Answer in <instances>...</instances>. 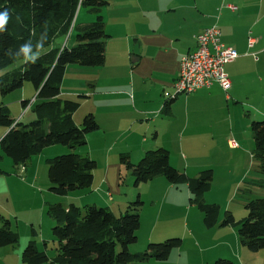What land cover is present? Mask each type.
<instances>
[{
  "label": "crops",
  "instance_id": "obj_1",
  "mask_svg": "<svg viewBox=\"0 0 264 264\" xmlns=\"http://www.w3.org/2000/svg\"><path fill=\"white\" fill-rule=\"evenodd\" d=\"M106 2L109 5V2ZM230 6L233 9H230ZM152 7L153 9L148 11L152 21L148 24L150 27L132 35V38L126 35L127 41H130V38L132 41L130 44L127 42L125 52L129 48V56H132L130 73L132 85L136 77L139 86L137 100L135 93L131 100H125V105L119 103L127 97L125 87L112 89L105 86L102 91L97 92L98 83L91 85L90 81H86L85 85L93 89H88L83 83L79 88L66 87L70 65L66 67L60 86V97L80 94L85 99H95L99 96L101 100L114 98L113 104L106 100L102 105L88 111L94 115L99 126L95 132L103 134V137L105 135V138L107 131H113L117 135V140L112 142L103 157L99 182L95 185L93 175L91 185L92 191L99 194L102 192L98 198L110 211L116 206L121 211L131 200L114 199L104 193L105 187L108 190L110 188L108 176L119 170V164L113 160L118 159L120 154L127 153L132 163L134 158L140 159L146 151L163 148L169 152L171 166L189 178L197 177L206 169L212 171L211 186L203 195V199L206 203L219 206L220 222L223 218L222 208L233 212L230 209L231 194L242 184L246 182L251 186L264 187L261 184L263 173L254 158V142L250 133L252 118H264V0H164L163 4L160 0H155ZM162 13L166 18L170 17L165 20L167 23L164 25L161 23L162 19L156 18ZM104 23V31L110 38L111 31L107 30L105 20ZM212 26L220 31L221 43L237 53V58L224 66V72L230 82L229 90L224 92L220 86L214 84L184 98H172L173 84L179 74L180 58L195 48V36ZM249 39L253 40L251 46L248 44ZM145 87L148 89L145 90ZM24 98L21 97V105L23 101H28L23 100ZM150 99L151 101H148ZM32 101H29L25 110L31 109L34 103ZM246 110L256 113L251 117L252 114H247ZM76 113L77 111L72 117L75 124L79 125L75 119ZM133 127L136 128L133 133H136L139 143L132 145L127 140L118 143V138H124ZM6 132L3 128L0 139ZM148 133H151V137H148ZM88 137L86 136L87 147L91 142ZM230 141H234L237 146H230ZM112 152L113 156L110 155ZM78 154L92 158L90 150ZM32 162L31 158L23 167V172L19 173L29 177ZM147 183L153 191L160 188L163 192L160 196L158 191H155L149 197L155 221L153 220L154 225L149 231L147 242L152 241L153 236L155 240L168 236L169 229L172 228L171 220L161 226V215L180 216L183 241L193 243L197 254L195 256L202 264H213L218 258L231 256L238 259L237 262L246 264L244 258L250 256L241 246L236 228L220 225L205 228L201 213L187 203L190 194L186 183L173 185L162 177ZM179 194L183 195L181 200H178ZM138 196L140 197V194ZM244 205L245 203L239 204L238 212H241V216L246 213L245 209L241 208ZM158 225L159 229L163 230L159 231L161 234L155 235ZM183 243L181 245H184ZM218 248L224 253H219ZM20 253L19 249L0 248V264H23ZM193 256L188 255L187 258L193 259ZM171 259L172 252L168 260ZM181 261L180 256L178 263Z\"/></svg>",
  "mask_w": 264,
  "mask_h": 264
},
{
  "label": "trees",
  "instance_id": "obj_2",
  "mask_svg": "<svg viewBox=\"0 0 264 264\" xmlns=\"http://www.w3.org/2000/svg\"><path fill=\"white\" fill-rule=\"evenodd\" d=\"M104 0H0V12L9 13L5 31L0 32V69L17 60H25L18 68L0 76V95L21 88L25 82L32 84L36 92L31 111L35 120L22 124L11 118L9 109L0 105V127L7 130L0 139V149L15 168L25 167L32 157L45 148L62 145L70 153L46 160L48 165L49 191L66 196L72 191L89 189L92 185L96 162L86 155L75 152L86 145V136L99 129L93 114H86L79 125L73 114L80 104L60 97V86L68 65L101 67L105 63V45L108 35L104 31L101 8ZM87 7L94 13L89 24L76 25L73 20L77 10ZM73 25V26H72ZM75 32L71 48L57 46L56 40ZM27 43V59L21 46ZM29 101H23L26 108ZM250 131L254 142V158L264 173V119L252 121ZM120 167L134 179V186L162 177L168 183H186L190 194L189 204L202 215V223L210 229L217 225L234 226L242 247L251 253L264 251V197L245 202L246 216L237 221L232 213L225 211L219 222L220 208L206 203L203 195L209 191L212 171L203 170L195 178L171 166L169 152L163 148L144 153L137 164L130 161L129 154L118 157ZM2 171H0L1 173ZM137 197L129 203L120 216L107 207L74 204H48L47 214L56 222L51 229L57 241L55 256L48 257L29 242L21 253L23 264H153L168 260L171 252L181 246V239H170L147 245L143 252L133 253L131 245L137 242L140 227L138 208L142 202ZM18 234L8 219L0 216V248L13 247ZM213 264H234L217 259Z\"/></svg>",
  "mask_w": 264,
  "mask_h": 264
},
{
  "label": "rangeland",
  "instance_id": "obj_3",
  "mask_svg": "<svg viewBox=\"0 0 264 264\" xmlns=\"http://www.w3.org/2000/svg\"><path fill=\"white\" fill-rule=\"evenodd\" d=\"M105 1H108L109 5L103 6L101 8L100 14L102 17H104L107 30L111 31L110 38L107 39L105 47L106 62L101 67L70 65L71 69L68 72L65 86L69 88H79L82 86V83L84 86H86L85 82L90 81L91 85L98 83L96 87L97 92L102 91L103 87L105 86L112 89L125 87L127 97H124V99L123 97H120V99L123 100H120L119 102L121 105H125V100H127V98L128 100H131V98L135 96V93L137 100V91L139 88L138 83L136 82V77H134V85H132V77L130 73L132 56H129V48L128 51L125 52L126 45L127 42L129 44L132 42V35L141 33L143 29L150 27L148 24L152 21L150 19L151 15L148 14V11L153 9L152 6L153 3H155V0ZM163 2L164 0H160V3L163 4ZM94 17V13L90 11L89 8L81 7L75 14L73 24L75 23V26L80 25V23L89 24L95 19ZM156 18L162 19L161 23L164 25L167 23L165 20L170 17L166 18L165 14L162 13L156 16ZM176 21L178 22V19H176ZM126 35L131 37L130 41H127L128 39ZM74 39L75 32L72 31L71 27L69 33L59 41L56 40L54 44L57 46H66L71 48L74 45ZM36 55L37 53H34L30 55V57L34 58ZM24 62L25 60L23 59L17 60L10 66L0 69V76L6 72L20 67ZM147 89L148 88L145 87V90ZM174 93L175 92L173 91V94ZM186 95L188 94L181 93L177 94L176 97L184 98ZM35 96L36 92L32 84L25 82L21 88L9 93L5 97L0 95V103H3L8 107L12 119L15 121H21L22 124H28L29 122L34 121L36 118L33 115L31 109L25 110L22 107L20 103L22 100L21 97H25L23 100L32 101L33 97ZM64 99L79 102L80 106L75 115L77 123L81 122L89 110L95 109V107L102 105V103H105L106 100H108V103L113 104L114 100V98L110 97L108 99L104 98L101 100L100 96L95 99H85L84 97L80 96V94H75L74 96H65ZM148 101H151V99ZM246 111L248 112L247 114H249V112L252 114L251 117H253L256 113L252 110ZM263 119L264 118H252L251 121H261ZM101 121L104 122L103 120ZM2 130L3 128L0 127V133ZM135 130L136 128L133 127V130H131V132H127L124 138H122L123 136H121V139L118 138V143L121 144L126 142V140L132 145L139 143V139H137L135 135L136 133H133ZM106 134V138L105 135L103 137V134L97 132L88 134V139L91 141L89 142L88 147L84 146L75 150L76 153H82L86 150L91 151V159L97 163L98 167L93 171V175H95V185L99 182V179L102 175L101 166L106 150L112 146L111 144L114 140H117V135L115 132L107 131ZM150 135L151 133H148V137H151ZM68 153H70V150L62 145H54L45 148L40 154L32 157V170L29 172L30 175L28 177L26 174H20L19 171L21 167L15 168L12 164V161L6 157L0 149V171H2L0 173V216L8 219L11 223L12 229L18 234L17 245L10 248H14L15 250L19 249L22 253L24 247H26L29 242H33L39 251H44L48 257H54L56 254L55 249L57 246V241L53 238L51 229L56 225V222H54L47 214L48 204L66 205L69 203H75L76 206L82 207L85 205V201H88L86 203L87 205L94 204L97 207H105V204H102L98 198L102 192L99 194L98 192L92 191V187L89 189L72 191L66 196L55 195L49 191L51 185L48 179V165L46 160L66 155ZM111 154L113 156V152L110 153V155ZM140 159L134 158L132 163L137 164ZM112 160L113 158L111 161ZM113 161H116L117 164H119V159ZM261 178L263 179L261 184L264 185V173L262 174ZM108 179L110 181L108 184L110 188L108 190L105 187V194L107 193L108 195L113 196L114 199H131L121 211L117 209V206L112 208L114 215L117 217L126 210V207L129 203L135 202L137 197H139L138 195L140 194L138 199L141 200L142 204L138 208V214L139 217H141V226L136 232L137 242L130 247L131 252H143L150 243L157 244L165 240L181 239L182 242H184V245H181L180 248L174 249L172 251L171 261L167 260L165 262L153 264H202L195 256L197 254L195 247H193V243L188 240L183 241L182 221L179 218L180 216L167 217L165 214L161 215L159 225L162 226L163 223L168 221L170 222L171 220L170 225L172 228L169 229L168 236L165 238H160L161 240H155L153 236L152 241H146L149 231L154 225L153 220L155 221V214L151 208L149 197H151V194H153L155 191H158L157 193L161 196L163 192H161L162 190L160 188H156L153 191L152 187L149 186V183L147 182L141 183L138 186H134L133 177L124 168L120 167V165L118 172L109 175ZM178 197V200H181L183 195L181 196L179 194ZM263 197L264 187L251 186L245 182L239 188H237L235 193L231 194L230 204V209L233 211L232 213L236 220L238 221L247 215L246 213L244 216L240 215L241 212H238L239 204H244L249 199ZM78 198L81 200H78ZM189 198L187 199L188 204ZM117 202L118 200L115 201V203ZM241 208H244V206ZM225 211L226 209L222 208V216H224ZM159 225L156 227L157 231L155 232V235L161 234L159 231L163 230L162 228L159 229ZM217 250L219 253H224L220 248ZM246 254L250 256V258H244L246 264H264V251H259L257 253L246 251ZM188 255H194L193 259L187 258ZM178 256L182 257V261L180 263H178ZM218 259H225L233 262L234 264H241L240 262H237L238 259H234L232 256L231 258L225 257Z\"/></svg>",
  "mask_w": 264,
  "mask_h": 264
},
{
  "label": "built area",
  "instance_id": "obj_4",
  "mask_svg": "<svg viewBox=\"0 0 264 264\" xmlns=\"http://www.w3.org/2000/svg\"><path fill=\"white\" fill-rule=\"evenodd\" d=\"M230 9L233 7L230 6ZM195 41V48L180 58L179 74L173 84L175 93L172 98L177 94H190L200 89H208L214 84L220 86L224 92L230 88L224 66L237 58L235 50L221 43L220 31L215 26L197 34ZM252 43L253 40L249 39V46ZM230 146L237 145L230 141ZM23 170L21 167L20 172Z\"/></svg>",
  "mask_w": 264,
  "mask_h": 264
},
{
  "label": "clouds",
  "instance_id": "obj_5",
  "mask_svg": "<svg viewBox=\"0 0 264 264\" xmlns=\"http://www.w3.org/2000/svg\"><path fill=\"white\" fill-rule=\"evenodd\" d=\"M8 19H9V13L7 10H5L4 12H0V32H3L5 31V26L8 22ZM21 51L24 52L25 56L28 58V59H33V64L35 63L34 61V58L33 57H30L28 55V53L30 52V49L27 47V43H25L24 45L21 46Z\"/></svg>",
  "mask_w": 264,
  "mask_h": 264
}]
</instances>
